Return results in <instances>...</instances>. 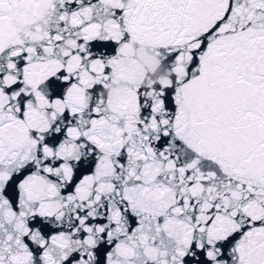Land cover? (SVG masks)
Segmentation results:
<instances>
[{
  "label": "snow or ice",
  "instance_id": "6c2138e0",
  "mask_svg": "<svg viewBox=\"0 0 264 264\" xmlns=\"http://www.w3.org/2000/svg\"><path fill=\"white\" fill-rule=\"evenodd\" d=\"M0 264H264V0H0Z\"/></svg>",
  "mask_w": 264,
  "mask_h": 264
}]
</instances>
